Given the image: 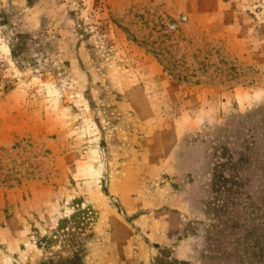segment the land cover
<instances>
[{
  "label": "rangeland",
  "instance_id": "obj_1",
  "mask_svg": "<svg viewBox=\"0 0 264 264\" xmlns=\"http://www.w3.org/2000/svg\"><path fill=\"white\" fill-rule=\"evenodd\" d=\"M77 208L85 264H264V0H0V264Z\"/></svg>",
  "mask_w": 264,
  "mask_h": 264
},
{
  "label": "trees",
  "instance_id": "obj_2",
  "mask_svg": "<svg viewBox=\"0 0 264 264\" xmlns=\"http://www.w3.org/2000/svg\"><path fill=\"white\" fill-rule=\"evenodd\" d=\"M169 69L174 68L172 61L165 59ZM95 215L90 208H77L76 212L69 218L62 220L57 231L52 237L46 239V245L50 247L52 243L61 241L65 242V247L71 253L67 256H62L60 260H47L42 264H85L83 236H93V228ZM89 232V233H88Z\"/></svg>",
  "mask_w": 264,
  "mask_h": 264
}]
</instances>
